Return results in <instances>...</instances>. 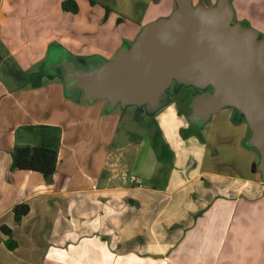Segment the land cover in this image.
Wrapping results in <instances>:
<instances>
[{"label":"crops","instance_id":"0c3cea01","mask_svg":"<svg viewBox=\"0 0 264 264\" xmlns=\"http://www.w3.org/2000/svg\"><path fill=\"white\" fill-rule=\"evenodd\" d=\"M0 1V264H264L262 156L243 106L215 111L216 137L201 131L214 113L204 116L214 95L206 82L193 80L206 88V105L189 116L168 101L173 78L136 103L90 99L82 84L120 51L130 55L177 0H144L160 14L131 26L116 7L131 0H75L77 13L63 0ZM130 104L144 125V113H155L151 144L130 131L119 137L120 110ZM37 126L60 129L51 183L11 169L16 146L52 141L53 131ZM19 203L30 210L17 222Z\"/></svg>","mask_w":264,"mask_h":264},{"label":"water","instance_id":"95a60500","mask_svg":"<svg viewBox=\"0 0 264 264\" xmlns=\"http://www.w3.org/2000/svg\"><path fill=\"white\" fill-rule=\"evenodd\" d=\"M177 1L168 18L145 27L130 55L120 51L100 78L82 75L88 98L103 96L124 103L155 98L178 74L175 65L180 64L192 72H187L190 79L210 82L214 89L204 116L228 103L247 110L264 173V40L253 29L232 23L227 0L198 8L190 0ZM195 73L199 78L193 77Z\"/></svg>","mask_w":264,"mask_h":264},{"label":"rangeland","instance_id":"374dc122","mask_svg":"<svg viewBox=\"0 0 264 264\" xmlns=\"http://www.w3.org/2000/svg\"><path fill=\"white\" fill-rule=\"evenodd\" d=\"M1 2V1H0ZM230 7L233 9V17H232V23L239 24L242 27H248L250 29H253L257 33V38L260 36L261 40H264V0H227ZM176 7H178V2H176ZM191 5L194 8L198 7H215L218 6L220 3V0H190ZM117 8H121V10L124 8V16L123 19L130 20V26L133 25L131 22H134L136 24L140 20H144L146 18H150L153 16V14H160V11L153 10L154 8L148 9L145 5L144 0H131L129 6H122L119 7L116 5ZM141 10V12L139 11ZM116 23V22H115ZM123 30L126 31V28L128 26V23L125 21V24L122 25ZM106 32V29H103ZM132 30H140L139 27H131ZM84 32L87 30H83ZM88 38L84 39L85 41ZM130 39V38H128ZM128 39H124L125 43ZM258 40V39H257ZM110 41V40H109ZM117 42L118 39H115ZM133 41V37L131 36V42ZM110 43H107L106 47L103 50H106ZM108 54V53H106ZM175 68H177L176 71H179L178 74L175 75L173 78V82L171 86L169 87V90L166 91V96L169 97L168 101L172 103L175 106L182 107L187 112V115L189 116L192 114V111H194L197 108H202V106L206 105V99L203 98V84H200L198 82H194L193 79H190L191 75L190 70L186 67L185 70L181 69V65L177 64L175 65ZM180 68V69H179ZM190 73H187V72ZM198 77V74L195 73L193 77ZM192 80V81H191ZM196 80V79H194ZM181 82V85L179 86L177 83ZM205 84H208L210 87V90L212 89V85H210V82H206ZM204 89H206L204 87ZM199 97V98H197ZM195 101V102H194ZM146 103V102H145ZM169 104V103H168ZM131 106H126V109L120 110L122 112V118H121V124H120V130H119V137L124 138L128 131L133 132L134 135H136L137 139L140 138V136L148 141V138L150 139L148 144H151V138L155 139V133H156V119H155V113L153 111H148V113H144L143 115V121L147 124L144 125V123L132 120L131 116L133 115V112L138 110V106L134 104H130ZM122 108V106H120ZM128 107V108H127ZM130 107V108H129ZM233 107H238L235 104H229L226 108L231 109L233 111L236 110V108L233 109ZM120 108V109H121ZM129 109V110H128ZM225 110V109H224ZM217 112L211 113L209 117L205 118L204 125L201 126V131H208L211 128L212 135H215L216 137L218 134L223 130L217 127L212 126L214 122V118ZM226 113V110H225ZM238 113V112H237ZM234 119H237V117H234ZM225 121V119H224ZM220 126V125H219ZM147 127V128H146ZM198 129L197 126L192 127L191 130ZM203 129V130H202ZM147 130V131H144ZM187 133V130H184ZM200 131V128H199ZM190 132V131H188ZM140 135V136H139ZM152 135V137H151ZM133 142V141H131ZM147 144V145H148ZM244 144L250 145L249 138H246L244 140ZM146 153V152H145ZM130 165L132 163H129ZM131 166L127 167V175L131 174ZM135 177V176H132ZM136 178V177H135ZM133 180V179H132ZM135 183V182H134Z\"/></svg>","mask_w":264,"mask_h":264},{"label":"trees","instance_id":"16d2710c","mask_svg":"<svg viewBox=\"0 0 264 264\" xmlns=\"http://www.w3.org/2000/svg\"><path fill=\"white\" fill-rule=\"evenodd\" d=\"M62 7L64 10L72 13H77L79 7L75 0H63ZM248 28V27H245ZM261 40V37H258ZM35 128H45L46 130L53 131L52 141L44 142L35 146H16L12 151V170H32L41 173L48 183H51L56 171L58 162V150L60 141V129L51 126H37ZM255 166V165H254ZM255 168V167H253ZM30 207L26 203H19L14 206L13 213L15 220L20 222L21 219L29 213ZM2 230L11 233L10 229L5 226ZM7 246L14 249L18 243L10 239L7 241Z\"/></svg>","mask_w":264,"mask_h":264},{"label":"built area","instance_id":"2783aa9c","mask_svg":"<svg viewBox=\"0 0 264 264\" xmlns=\"http://www.w3.org/2000/svg\"><path fill=\"white\" fill-rule=\"evenodd\" d=\"M132 179H133L132 181L135 182V183H139V182H140V181H139L137 178H135V177H132Z\"/></svg>","mask_w":264,"mask_h":264}]
</instances>
